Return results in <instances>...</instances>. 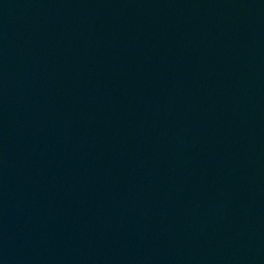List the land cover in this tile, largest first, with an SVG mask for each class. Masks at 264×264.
<instances>
[{"label": "water", "instance_id": "95a60500", "mask_svg": "<svg viewBox=\"0 0 264 264\" xmlns=\"http://www.w3.org/2000/svg\"><path fill=\"white\" fill-rule=\"evenodd\" d=\"M0 264H264V0H0Z\"/></svg>", "mask_w": 264, "mask_h": 264}]
</instances>
